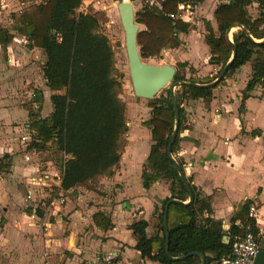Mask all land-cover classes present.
I'll use <instances>...</instances> for the list:
<instances>
[{
  "label": "trees",
  "instance_id": "obj_1",
  "mask_svg": "<svg viewBox=\"0 0 264 264\" xmlns=\"http://www.w3.org/2000/svg\"><path fill=\"white\" fill-rule=\"evenodd\" d=\"M85 0H47L41 5H32L12 16L14 31L27 38L30 48L41 49L46 56L43 77L51 92L53 112L48 118H39V112H31L30 129L37 133V141L29 149L39 153L55 150L63 157V191L76 188L93 190L92 183L102 177H111L119 166L127 142L128 133L126 105L118 96L120 87L114 78L115 55L109 39L99 32L107 23L103 11L80 12ZM137 1V0H131ZM204 0H161V9L148 5L137 13V22L145 29L138 35V45L143 60L160 57L164 49L181 47L180 34L190 32L191 25L177 15L180 5L192 8ZM255 7L256 15L251 12ZM218 33L209 22L205 23V40L210 49L209 65L220 68L216 77L195 78L185 75L188 63H178L173 84L184 82L174 93L180 112V126L172 146L173 161L168 147L175 129L176 114L173 93L149 101L151 117L143 123L151 131L153 145L147 159L149 171L143 173V185L166 179L171 184V197L156 206L160 226L158 234L149 238L148 223L139 221L130 227L137 238L135 247L143 258L159 264H202L198 252L205 256L206 264H220L232 253L236 237L249 231L258 232L255 219L249 216L253 201L238 207L231 220L229 231L221 222L210 217L213 210L201 193L187 178L186 184L176 168L178 163L184 172V163L177 158L180 149V134L184 130V103L190 100L210 101L214 91L229 77L247 64L252 65L251 79L242 92L240 113L245 111V102L257 88L264 89V0H222L215 11ZM236 29V31H234ZM232 32V37L229 36ZM13 36L7 29L0 28V46L7 47ZM227 68L224 77L215 82ZM44 94L34 91L33 102L42 104ZM259 136L257 131L251 133ZM66 157V159H65ZM11 165L0 159V171L9 170ZM190 192L193 200L190 202ZM177 200V202H171ZM187 202V203H186ZM198 204L199 207L197 206ZM168 207L170 234V256L166 251L167 237L164 216ZM40 213V212H39ZM100 216H96L99 218ZM228 236L230 242L224 243ZM182 260L177 258L184 257Z\"/></svg>",
  "mask_w": 264,
  "mask_h": 264
},
{
  "label": "crops",
  "instance_id": "obj_2",
  "mask_svg": "<svg viewBox=\"0 0 264 264\" xmlns=\"http://www.w3.org/2000/svg\"><path fill=\"white\" fill-rule=\"evenodd\" d=\"M91 1L86 0V2ZM92 3L94 2L92 1ZM221 3L222 0H204L198 6L191 7L186 12L187 18L184 21L190 24L194 18H197V23H193L194 30L179 35L182 42L180 48L167 49L166 51V55L168 54L170 58L169 61H166L170 65L176 66L178 63L185 62L189 64L185 71L187 79L192 76L189 70L191 67L196 71L193 76L195 78L212 77V72H217L216 70L219 69L208 63L210 49L205 40L207 34L205 23L209 22L216 31L215 11ZM134 4L136 7L138 4L143 6L154 4L161 9V0H138V4ZM87 6L91 8L92 5ZM87 9L89 10V8ZM92 9L96 12L99 10L97 5H93ZM230 32L229 36L232 37L233 31ZM8 46L7 51L10 52V46ZM186 46L189 47L188 51L183 49ZM39 50L45 56L44 51ZM196 51H202L204 56L201 59L193 57ZM2 53L3 47L0 46V57ZM45 61L43 64H45ZM12 62L13 60L10 59L9 66L11 67L15 64ZM16 64L19 66V61ZM251 75L252 65L250 63L220 85L214 91V97L210 101H204L203 99L187 101L188 109L194 108L195 110L188 113L186 123L188 127L184 128L180 134V149L177 158L184 163L185 177H191L192 184L201 193L202 198H207L211 205L212 215L205 213L204 216L221 222L226 232L231 227V220L234 218L238 207L249 200L258 204L261 216L257 221V225L259 232L262 233L261 250L264 251V178L253 183L248 182L245 175L250 176V173L245 174L244 165L247 164L252 168L251 159L240 149L245 146V142L239 140L238 146L232 145L230 147L226 140L225 142L222 141V136L218 133V130L221 129L220 124L232 116V122L236 126L238 137L240 134L239 126L242 125L241 120L243 118L247 120L250 117L248 103L264 93V89L257 88L252 93V97L245 102V114L238 115L239 103L242 104V92L245 90ZM236 91H238L237 94ZM43 94L44 100L41 105L33 102V99L30 103L34 112L42 107L39 112V118L41 119L48 118L53 112L51 92L46 85L43 88ZM230 94L234 95V99H236L234 105H231V103L226 104L229 101ZM262 101L258 103H262ZM14 102L9 98L0 97V124L2 126L13 125V121L16 120L19 126L14 127V129H17L19 133H23L22 136H24L30 129L29 125L33 118L30 115L31 112L27 109L13 106ZM220 106L227 110L224 115L219 114V111H214L215 108H220ZM230 108H232L234 114H229L231 113ZM45 110L49 112L48 116L45 115L46 117L44 116ZM144 114L146 113L138 112L134 115L136 117L132 119V128L127 138L128 143L114 175L99 179L103 195L99 196L94 193L95 189L89 191L79 187L64 193L67 202L63 205L56 200L53 202L49 195L42 197L38 192L33 193L35 196L33 195L34 197L28 201L29 191L34 192L29 183L30 176L35 175L39 169L48 170L56 178L62 176V169L52 160H43L41 157L43 154L37 151L29 152L30 150H28L27 153L19 155L14 164L9 162L11 165L9 170L0 171V174L4 172L9 174L11 178L17 179L18 177L27 188V193L23 197L21 212L15 216L13 215V217H5L6 227H9V229H6L2 235L3 242L6 245L10 243L11 248L17 251L20 262L23 264H81L86 261H97L99 258L111 254L116 258V262L123 264H159L148 258H143L142 254L135 249L137 238L130 230V227L135 223L146 221L148 223L147 236L149 238L155 237L160 226L155 208L156 206L160 207L162 201L171 197V184L166 179H161L148 189L144 188L143 185L144 171H151L147 159L153 145L151 131L143 126V123L150 119L151 113ZM143 116H146V119H143ZM20 118L23 119L21 122ZM139 120L141 122H138ZM258 133L259 136L253 138L259 139L261 134ZM224 145L228 146L224 147ZM260 148H264V146ZM8 149L6 155H0V159L5 161L7 157L13 156L11 152L16 153L12 144L8 146ZM259 162L261 161L259 160ZM75 190H84L88 194L96 195L95 204L91 207L86 206L85 198L79 195L74 198L75 203L80 206L76 208L74 202L68 196V194H73ZM39 198L43 200L41 206L39 205L38 216L32 219L30 210H25L24 206L27 201L38 202ZM199 205L197 206L199 207ZM98 215L100 217L96 218ZM43 227H45L46 234L41 232L44 231ZM88 229L91 233L96 234L93 242L88 238L89 231L86 235H83L82 231L86 232ZM125 233L132 235L130 241L124 240ZM26 235H28V238H26ZM225 238L230 241L228 236H225ZM27 242L30 243L32 252L30 249L22 253L18 251L17 245H25ZM35 246L38 251L33 250ZM44 249L48 250L50 258L48 254H42Z\"/></svg>",
  "mask_w": 264,
  "mask_h": 264
},
{
  "label": "rangeland",
  "instance_id": "obj_3",
  "mask_svg": "<svg viewBox=\"0 0 264 264\" xmlns=\"http://www.w3.org/2000/svg\"><path fill=\"white\" fill-rule=\"evenodd\" d=\"M46 1L47 0H0V28L7 29L9 33L13 36V39L9 44L11 48L10 52L7 51V47H3V53L0 57V97L5 99L6 98L11 99L15 101L13 106H16L18 108H25L27 109V111L30 112H34L30 105L31 99H33L34 97V91L38 90L43 92V88L46 85V81L43 77V65H44L43 62L45 61L46 56H44L39 49L30 48L27 38L17 34L14 31L12 16L14 13L19 12L29 6L41 5ZM92 1L94 3H92ZM92 1L86 2L85 0L83 2L82 7L79 9L78 13L86 12V10H88L87 8H89L87 12L94 11L92 9V6L97 5V8H99V10L97 9L98 11H103L106 12L107 14L109 21L103 24L102 26H100L99 32L105 35L109 39L110 44L114 51L115 64H114L113 76L118 80V83L120 85L117 91L118 96L120 100H122L126 105V118H127V125L129 130L128 133L125 135L124 139L127 142L130 129L132 128L131 126L132 125L131 122L133 121L132 119L136 117L134 115L138 114V112H145L146 114H148L149 112L151 113V109L148 107L149 101L137 98L133 92L128 56L125 46V31L123 29L117 7H115L116 6L115 0H92ZM129 1L131 3L138 4V0L137 1L129 0ZM87 5L91 6V8L88 7ZM150 7L160 10L154 4H151ZM142 8L143 5L138 4V6L136 7V12L138 13ZM251 12L253 13L254 16L256 15L255 7L251 8ZM186 18L187 16L184 17V20H186ZM197 20H198L197 18H194L193 22L190 23L191 25L190 32L194 30L195 26L193 23L194 22L197 23ZM215 26L217 32L218 26L216 24ZM144 29L145 27L141 25V30L143 31ZM234 31H236V29H234ZM183 49L188 51L189 47L186 46ZM202 56H204L202 51H196V53L193 54V57H198V59H201ZM10 59L13 60L12 63H15L12 67L9 66ZM168 59L170 60L168 54L165 56L161 54L160 57L152 58L145 61L155 65L163 66L169 64L167 62L169 61ZM18 61H19V66L16 64ZM172 66L176 67L175 65ZM219 70L220 68L216 70L217 72L215 71L212 72L213 74L212 77H216L217 74L219 73ZM169 89H171L170 86L164 89L157 96V98L161 97V95L165 97L167 95V90ZM177 89L178 87H175L174 92H176ZM231 93L233 92L231 91ZM235 93L237 94L238 91H236ZM29 97H31L30 100ZM255 99L257 102L255 101ZM255 99L251 100L248 103L250 110L249 111L250 117L247 118V120H244V118L241 120L242 125L240 124L239 126L240 134L238 137H237L236 126L234 122H232L233 119L232 116H230L229 119H227L228 118L227 117L226 118L227 120H225L223 123L220 124L221 129L218 130V133L220 134V136H222L221 137L222 141L225 142L226 140L227 143L230 145V147L232 145H234L235 147L238 146L239 140L245 142V146L240 149H242L247 156H250L251 159L250 163L252 168H250L249 165L247 164L244 165L245 174L250 173V176L245 175V178L250 183H253L254 181H261V179L264 178V156H263L264 150H262L264 148H260L261 146H264V101H262L264 100V93L255 97ZM261 101L262 103H258ZM235 102L236 99H234V95L232 96V94H230L229 101L226 102V104L231 103V105H234ZM239 104L240 105L238 106V108L240 109L242 104L241 103ZM187 106H188L187 102H185V104L183 105L185 110V118L183 122L184 128L188 127L186 125L188 120V113H190L191 110H195L194 108L188 109ZM147 108H149L150 110H148ZM239 109H238V115H241ZM214 111L215 112L219 111V114L224 115L225 111L227 110L226 108L220 106V108L217 109L215 108ZM230 112L231 113L229 114H234V112H232V108H230ZM45 115L46 116L49 115V112L47 110H45L44 116ZM143 119H146V116H143ZM22 120L23 119L20 118V122ZM16 122H17L16 120L13 121V125L12 124L6 125L7 127L5 125L2 126V124H0V155L3 156L6 155L7 154L6 151L9 150L8 146L12 144V146L15 147L16 153L11 152L13 156L7 157L5 161L11 162L13 164L15 163V161H17L18 156L24 154L27 150L24 144L20 143V136H22L23 133H19L17 129H14V127L19 126ZM138 122L141 121L139 120ZM252 131L260 132L261 135L259 139H255L253 138V136H251L250 133ZM227 146L228 145L226 146L224 145V147ZM42 154L43 155L41 157L43 160H52L54 163H56L57 166H59V168L62 166L64 157L58 151L51 150V151L43 152ZM259 160L261 162H259ZM2 174L1 175L3 179L0 180V264H23L22 262L19 261V254L15 249L11 248L10 243L6 245V243L3 242L2 235L4 234L6 229H9V227H6L7 221L5 217L6 216L13 217V215L15 216L19 212H21L23 197L27 193V188L25 184L22 182V180H19L18 177L17 179H15V178H11L9 174H6L4 172H2ZM92 186L95 189L94 193H96L99 196L104 194L102 192V186L99 182V179L93 181ZM79 195L85 198L86 206L91 207L95 204L94 199L96 195L88 194L84 190L83 191L75 190L73 194H68V196H70V199L72 200V202H74V206L76 208H78L77 206L79 205L75 203L74 198L78 197ZM42 229L44 231L41 232L43 234L44 233L46 234L47 232L45 231V227H43ZM88 231L90 232V229H88L86 232L82 231L83 235H86ZM95 236L96 234H94L93 232L92 233L90 232L88 234V238H90L91 242H93V238ZM26 238H28V235H26ZM79 238H81V236H79ZM123 238L124 240L130 241L132 239V235H128L127 233H125ZM17 246H18V251L22 253L24 251H28L31 245L30 243L27 242V244L25 245H21V246L17 245ZM30 250L32 252V248ZM33 250L38 251V248L35 246ZM44 251L42 252V254L47 255L48 250L44 249ZM48 257L50 258V254H48ZM50 261L52 262V260Z\"/></svg>",
  "mask_w": 264,
  "mask_h": 264
},
{
  "label": "water",
  "instance_id": "obj_4",
  "mask_svg": "<svg viewBox=\"0 0 264 264\" xmlns=\"http://www.w3.org/2000/svg\"><path fill=\"white\" fill-rule=\"evenodd\" d=\"M116 7L118 10V13L120 15V20L123 26V29L125 31V46L128 56V62H129V70L131 75V81H132V88L134 95L139 99H144L147 101H153L157 98V96L167 87H171V91L173 93V105L174 110L176 114V123H175V129L171 137V141L168 147V155L173 160L172 155V146L177 138L178 130L180 126V112L178 109V106L176 104V100L174 97V88L179 87L184 82H178L176 84H173V81L176 77L177 69L170 65L166 64L163 66L155 65L152 63H148L145 60L142 59L140 54V47L138 45V35L142 32L141 25L137 22V12H136V5L134 3H131L130 1L125 0H115ZM230 35V31L228 32ZM227 71V68H225L222 73L220 74L219 78L210 86L214 85L218 81H220L225 73ZM176 168L180 173V176L184 183L186 184V187L189 189L186 177L184 175V172L181 168V166L176 163ZM193 200V195L190 192V202ZM171 202H177L180 203L177 200H172ZM164 228L166 232L167 237V243H166V251L167 254L170 256L169 247H170V234H169V227H168V207L166 208L165 216H164ZM230 241L228 238L224 239V243L228 244ZM192 255H198L202 259V264H206L205 256L201 253L194 252L191 253ZM186 258L180 257L177 258V260H182ZM255 264H264V251L261 250L259 254L256 257Z\"/></svg>",
  "mask_w": 264,
  "mask_h": 264
},
{
  "label": "built area",
  "instance_id": "obj_5",
  "mask_svg": "<svg viewBox=\"0 0 264 264\" xmlns=\"http://www.w3.org/2000/svg\"><path fill=\"white\" fill-rule=\"evenodd\" d=\"M129 1V0H128ZM191 9L189 5H180V12L175 16L171 15L173 19L180 18L184 21V17L186 16V12ZM11 50V48H10ZM167 49L162 51L163 56L166 55ZM37 141V133L29 129L27 134L20 137V143L24 144L27 148L26 152H35V150L29 149V145ZM62 177H57L50 174L48 170L39 169L35 175L30 176L29 183L30 187H32L33 191H29L28 201L31 200L35 195L33 193H39L42 197L49 195L51 200L58 201L61 205L65 204L66 198L64 197V193L68 191H63L61 188ZM187 178H190L189 176ZM3 177L0 174V180ZM34 195V196H33ZM38 195V194H36ZM42 198L38 200L36 203L28 202L24 206L25 210H30V217L32 219L37 218L38 211L41 206ZM249 216L258 221L260 214V208L257 203H252L249 208ZM258 226V225H257ZM249 231L243 237H236L235 242L233 244L232 253L223 258L220 264H255V260L259 252L261 251V241H262V233L252 231L250 226L247 227ZM81 264H123L121 262H116V258L113 255H108L104 258H99L97 261H86Z\"/></svg>",
  "mask_w": 264,
  "mask_h": 264
},
{
  "label": "bare ground",
  "instance_id": "obj_6",
  "mask_svg": "<svg viewBox=\"0 0 264 264\" xmlns=\"http://www.w3.org/2000/svg\"><path fill=\"white\" fill-rule=\"evenodd\" d=\"M125 1H128V0H125ZM116 7V6H115Z\"/></svg>",
  "mask_w": 264,
  "mask_h": 264
}]
</instances>
